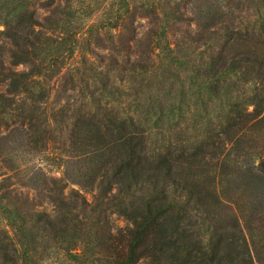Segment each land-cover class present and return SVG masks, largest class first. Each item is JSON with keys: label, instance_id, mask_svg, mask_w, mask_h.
Returning a JSON list of instances; mask_svg holds the SVG:
<instances>
[{"label": "trees", "instance_id": "1", "mask_svg": "<svg viewBox=\"0 0 264 264\" xmlns=\"http://www.w3.org/2000/svg\"><path fill=\"white\" fill-rule=\"evenodd\" d=\"M75 1L0 0V264H264V0Z\"/></svg>", "mask_w": 264, "mask_h": 264}, {"label": "rangeland", "instance_id": "2", "mask_svg": "<svg viewBox=\"0 0 264 264\" xmlns=\"http://www.w3.org/2000/svg\"><path fill=\"white\" fill-rule=\"evenodd\" d=\"M88 0H76V5L79 6H86L88 4ZM93 2H105L106 0H92ZM109 3H120L122 0H108ZM142 1V0H141ZM140 2V0L138 1ZM93 7L95 6L92 4ZM132 5L130 4V7ZM137 25H139V32H142L143 30L148 28V22L146 20H140ZM3 30V27L0 26V31ZM170 40L171 37H168ZM99 54V51H98ZM100 54L104 55L106 54L105 51H101ZM96 60V58L91 59ZM8 59H5L4 65L5 67L8 66ZM18 71L22 70V67L17 68ZM64 72V71H63ZM62 84L61 80H58L55 83H51L50 87L51 90L49 92V98L47 100V104L44 106H47L49 109H53L54 111H57L59 108L66 106V102L71 104L73 103V99H67L66 96H71L72 92H69L68 95H64L60 92V85ZM0 93H3L2 88H0ZM23 100V98H22ZM29 103V102H27ZM18 105L22 104L21 99L17 101ZM28 106L26 105L25 108ZM26 131V126H19V123L15 120H11L7 118L2 123H0V156H7V159H10L12 163L9 164V166H14L16 168H26V167H35L41 169L46 176L52 177V178H59L62 176L63 172V159H62V152L60 149L56 146L59 144H56L55 146H52V148L43 151L39 154H30L28 153V148L25 146V136L24 133ZM8 137L11 140V144L7 149L2 148V141L1 138ZM61 152V153H60ZM254 164H258V159L253 158ZM4 166H8L4 160H2V157H0V182L11 175V172L6 170ZM72 187L75 188L74 185ZM30 192V191H29ZM30 194H32L30 192ZM85 198L88 201H91L92 194L91 193H85ZM43 209H45L47 212L51 210V207L47 204H44ZM112 223L114 226V229H121L125 230L129 227V224L124 219L113 216ZM58 262V263H56ZM47 264H67L63 259H59L58 261H49Z\"/></svg>", "mask_w": 264, "mask_h": 264}]
</instances>
